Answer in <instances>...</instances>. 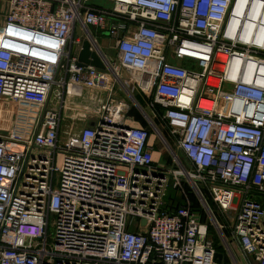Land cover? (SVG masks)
I'll list each match as a JSON object with an SVG mask.
<instances>
[{"label":"built area","instance_id":"obj_1","mask_svg":"<svg viewBox=\"0 0 264 264\" xmlns=\"http://www.w3.org/2000/svg\"><path fill=\"white\" fill-rule=\"evenodd\" d=\"M112 1L9 0L0 119L16 103L36 117L26 138L7 134L11 116L0 124V264H240L233 242L264 264V0ZM89 27L115 38L114 60ZM83 39L103 70L78 66ZM130 84L159 126L127 124L111 95ZM82 87L109 98L90 125L61 130L64 100ZM170 190L182 196L171 209Z\"/></svg>","mask_w":264,"mask_h":264},{"label":"crops","instance_id":"obj_2","mask_svg":"<svg viewBox=\"0 0 264 264\" xmlns=\"http://www.w3.org/2000/svg\"><path fill=\"white\" fill-rule=\"evenodd\" d=\"M85 5L105 11H111L114 7V2L112 0H84ZM9 0H0V31L5 23V16L8 11ZM89 34L94 37L97 41L99 50L103 55L107 56H116L115 50V38L111 37L106 31H100L94 27H89ZM75 34V32H74ZM75 38H80V36H74ZM99 39V40H98ZM83 41H85L83 39ZM101 43V44H100ZM101 45V46H100ZM100 46V47H99ZM125 89H121L119 85H116L111 97L115 100L125 101L128 105L127 118L129 126L137 128H147L145 124V116L147 112H150V117L155 119V114L151 109L147 107V102L140 95H133V101L127 99ZM109 98V93L101 89H88L82 87L80 90V95H72L64 100V109L62 111V117L67 119V125L72 127H84L90 125L93 122L94 115L100 106L101 103L106 101ZM7 110L6 105L0 104V111L3 112L1 116ZM145 115V116H144ZM9 113L5 114L2 119L8 121ZM157 122L158 120L155 119ZM156 125V124H155ZM159 126V122L158 125ZM153 136V137H152ZM152 138V139H151ZM157 138L155 135L150 134L149 142L152 144V140ZM158 141V140H157ZM159 143V142H158ZM159 146V145H158ZM154 162L157 164L162 159V150L154 148L153 154ZM221 246H216L218 252H220ZM223 248V247H221ZM231 248L234 251L239 249L238 245L233 242L231 243ZM221 253V252H220Z\"/></svg>","mask_w":264,"mask_h":264},{"label":"rangeland","instance_id":"obj_3","mask_svg":"<svg viewBox=\"0 0 264 264\" xmlns=\"http://www.w3.org/2000/svg\"><path fill=\"white\" fill-rule=\"evenodd\" d=\"M82 35H83V32L80 30V28L77 27L76 30H75L74 36L82 37ZM111 57H113V60H114L115 56L113 55ZM173 62H175V60H173ZM184 62H186V61H184ZM124 92L126 94L127 99L132 100V101H133V95L134 94L140 95L134 89V87H132V84H130V86ZM144 99L146 100V98H144ZM146 114L148 116V119L146 121H144V122H145V124H147V126H148V122L150 123L151 127H153L152 124L158 125V122L155 119H152L150 117V112L149 111ZM10 116H11V120L10 121H11L12 124L14 123V125H13V128H12V131L8 132L7 134L12 135L13 137H16V138H26L27 137V133H28V131L30 129V124L34 121V119L36 117V110L34 108L30 107L27 104L16 103V104L13 105V109L11 111V115ZM0 120H1V122H0L1 126L3 128H5V130H7L8 126L11 125L10 121L7 122L4 119H0ZM67 127L69 129L70 126H67V119L64 118V120L61 123V130H66ZM80 128L81 127H76V130H78ZM170 144H171V146H173V142L170 141ZM152 145L154 146V148L162 150V159L160 160V163L167 165V153L163 149V146L160 143H158V141L155 138L152 140ZM173 149H175L174 146H173ZM185 192L187 194V197H188L189 201L195 207L194 211L199 213L200 215H202L203 216V220L208 222L209 218L204 213V211L201 209V207H200V205H199L194 193L192 192V190L190 188H188L187 186H185ZM259 201L264 203V198L263 197H259ZM165 202H166L165 208L166 207H170V209H171L174 206L180 205L182 203V196H179L178 192L170 190L168 195H167V197H166V199H165ZM219 221L223 222L221 218H219ZM210 232L214 236L215 242H216L217 246L219 247V245L221 244V239H220L219 235L216 233V230L213 227H210ZM219 249H220L221 253L225 254V251H224L223 248L220 247ZM234 252L236 254H238V256H236V257H237L239 263L240 264H246L245 258L241 257L242 254L240 253L239 249H235Z\"/></svg>","mask_w":264,"mask_h":264},{"label":"water","instance_id":"obj_4","mask_svg":"<svg viewBox=\"0 0 264 264\" xmlns=\"http://www.w3.org/2000/svg\"><path fill=\"white\" fill-rule=\"evenodd\" d=\"M78 66H93L100 70L104 68L97 53L90 50V43L87 40L83 41L78 53ZM142 224H144V222H142ZM216 258L218 262H220L221 254L217 253Z\"/></svg>","mask_w":264,"mask_h":264},{"label":"trees","instance_id":"obj_5","mask_svg":"<svg viewBox=\"0 0 264 264\" xmlns=\"http://www.w3.org/2000/svg\"><path fill=\"white\" fill-rule=\"evenodd\" d=\"M157 111H158V110H157ZM165 134H166V133H165ZM208 204H209L210 208H211L212 210H214V206H213L212 202L208 201ZM192 207H193V209L195 208L193 205H192ZM201 216H202V215H201ZM202 218H203V216H202ZM216 246H217V244H216Z\"/></svg>","mask_w":264,"mask_h":264},{"label":"bare ground","instance_id":"obj_6","mask_svg":"<svg viewBox=\"0 0 264 264\" xmlns=\"http://www.w3.org/2000/svg\"><path fill=\"white\" fill-rule=\"evenodd\" d=\"M5 105V104H4ZM0 118H1V116H0ZM0 122H1V120H0Z\"/></svg>","mask_w":264,"mask_h":264}]
</instances>
